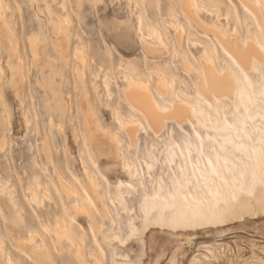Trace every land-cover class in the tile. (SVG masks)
Returning <instances> with one entry per match:
<instances>
[{"label":"rangeland","instance_id":"rangeland-1","mask_svg":"<svg viewBox=\"0 0 264 264\" xmlns=\"http://www.w3.org/2000/svg\"><path fill=\"white\" fill-rule=\"evenodd\" d=\"M62 1H65L63 3L67 6L66 11L61 8ZM204 1L217 2L220 5V12L229 15L228 21L223 17L216 21L214 16L199 13L200 19L207 27L211 24L217 25L222 32L226 33V36H231L232 40L230 41L238 42V44L244 39L249 40L251 33H256L264 39V0H261L260 22L256 16L245 11L236 0ZM3 2L2 12L6 15L9 27L12 29L7 28L6 31V33L9 32V37L12 39V47H8L6 50V43L0 34V184H2L0 188L3 191L2 193L0 189V198L1 196L7 198L12 194L19 206L15 208L0 200V264H7L2 254L4 250L10 251L17 259L20 256L19 260L24 264H35L30 255H27V258L18 256V250L12 237L13 234L28 237V229L33 230L34 240L29 242L24 240V249L27 254L34 244L43 247L40 235L44 236L46 243L53 246L52 254H47L41 264H50L51 259L55 264H79L74 259V248L66 249L68 243L63 238L62 243H58L61 245L62 251L64 249L63 252L69 254V257L63 256L64 253L62 254L57 249L59 248L57 239L54 231L51 230L59 211L57 205L54 204L55 200L57 201V198L61 196L63 201L65 200V204L68 205L70 199L75 198L71 195L70 199L66 200L65 191L61 187L63 184H59V174L70 185H76L79 197L81 194L88 195L95 201L92 211L96 215V222L103 223L101 232H96V228L89 223L84 215H79L77 219V223H80L84 230L77 223L74 224L77 228V237L82 242L83 257L88 264H94V258L89 256V252H97L95 249H101L103 252V264H136L137 262H140L139 264H172L170 262L173 258L176 259H174V264H209V260L200 255L204 252L203 246L207 243L214 246L216 250H221L219 259L212 262L214 264H256L257 260L264 261V213L256 217L249 216L222 227L199 231L194 234L195 236H189L192 245L186 250L183 247L181 240L183 236L180 232L169 231L168 234H164L158 229H155L153 237L145 238L143 248L138 239L131 241L127 247L105 240L103 237L112 226L109 218L103 212L104 208L100 198L87 185L82 169L81 158L92 174L96 175L99 172L107 178L109 185H105L106 181L98 176L100 183L103 184L100 191L105 189V199L112 208L114 207V214L120 218L123 224L132 221L131 223L138 228L140 226L139 219L143 216L140 210L142 197L147 196L157 201L166 198L174 200L176 198L173 194L174 185L179 186V197L184 200L187 197H192L194 188H196L203 200H206L207 197L211 198L209 204L212 206V210H217L219 203L214 202L216 192L199 181L196 175V160L200 159L206 166H210L209 158L221 161V158L214 152L213 146L217 147L220 152L227 153L255 174L254 157L257 155L259 159H262L264 155L261 152L251 150L250 154L246 155L225 144L222 139L218 138L216 132H211L203 126L167 123L159 134H154L149 128L147 132H143L140 125L138 126V138L129 147L123 129L111 118L117 99L120 100L121 97L123 82L120 71L124 69L127 61L134 63L139 71L146 72L154 88L158 77L155 73L153 74L151 67L155 64L161 67L171 65V68L179 76V81L174 84V87L186 95L192 103L204 108L201 113L202 117H217L219 131H233L234 128L230 126V123L238 119L244 108L241 107V111L235 110L233 107L237 101L235 98L231 101L233 104L230 100L223 99H218L216 103L204 100L196 89V73L186 71L183 65L185 54L199 66L203 47L191 45L189 40L192 38L191 34L205 39L207 44L212 45L216 60L221 68H227L230 63L232 64L229 57L225 56V50L220 45L221 43L213 34L209 33L210 31L204 32L203 29L188 20L181 13L176 0H132L134 5L131 0V3H128L129 0H3ZM172 7L178 12L177 23H183L185 26L179 46L177 43L175 44V31L166 27L167 43L157 52L162 55L154 58L147 56L144 60L139 36L136 32L137 14L142 10L153 22L157 19L161 20L162 17H168ZM66 13H69V19H67L69 24H66L67 20H64L63 27L59 26L62 29L53 28L54 16L64 17ZM65 27H69V30L64 29L69 32H65L69 37L65 36L64 40V36L60 33ZM234 27H238L239 33H232ZM54 34L63 36L60 40L62 42L60 47L54 41ZM32 35L39 38L37 59L32 58L27 46V37ZM77 37L83 39L84 45L80 44L82 40L79 41ZM76 46L82 47L80 49L84 51L85 55L83 54L82 57L85 58V61L80 54L82 50L78 48L79 53L78 49L76 51ZM61 47L63 48L60 49ZM77 52L80 58L74 55ZM261 56L260 60L264 61V56ZM223 57L227 58V62L222 60ZM17 59L22 60L20 66H16ZM80 61H87L86 64L84 63L86 67ZM257 64L261 69L259 74L243 72L238 68L234 73L235 76L244 73L248 77L253 93L262 85L261 78L264 75V62H257ZM118 65L120 68L116 67ZM11 66L12 70L9 68ZM16 67H20V70L17 71ZM79 68L81 69L79 70ZM81 71L86 74L82 75ZM106 72H109L110 80H113H111L110 94L105 91L102 85ZM86 92L89 96H86ZM107 94L111 96L109 97ZM166 96L162 97L163 100L170 103L171 99ZM260 100L262 101L260 102ZM257 101L264 106V99H261L260 96ZM215 105H217L216 108ZM118 106L120 112L127 115L128 108L122 101H119ZM218 106L219 110H217ZM87 117V120L90 119L93 122H90L92 123L90 126L94 138L98 141V148L88 143L84 124ZM223 122L225 123L223 124ZM260 122L264 126V121ZM239 129L234 130L237 137H244L252 142L261 141L264 145V138H258L256 135H263L261 131L256 130L254 134L250 131L249 126H246L245 129L239 126ZM112 132H117V137L122 139V149L131 161L132 168L134 169L135 164L138 165L140 174H136L134 171L132 178L126 176V172L122 168V160L117 157V150H114L117 148L111 144L113 143L110 140L113 137L111 136ZM196 145H198L199 151L196 149ZM113 146L114 148H112ZM171 159L173 163H171ZM145 161L153 163L149 170L146 168ZM215 174L216 179L223 181L228 190L230 185L227 182L235 181L236 176L242 178L245 189L250 190L258 186L255 175L254 177L249 174L240 175L237 166L233 170H227L228 180H225L219 171H215ZM140 176L145 182L144 188L139 186ZM186 176H190L192 182L188 184L187 189H183L180 187V183L186 181ZM35 178L50 185L52 196V198L41 196L42 206L40 207L28 203V194L25 189L28 182L34 183ZM64 179L63 183L67 184ZM158 181L162 182L164 188L166 187L162 191L158 190ZM118 182L121 185L116 187ZM124 182L130 186L124 185ZM3 186L5 187L3 188ZM236 190L241 192L240 189ZM114 191L121 194L124 204L131 210L129 213H124L121 206H116L115 209ZM127 194L130 196H126ZM20 202H22V206ZM171 211L172 209L165 210L164 213L167 216ZM44 212H49L50 229L44 227L42 219ZM34 213L37 221L31 217V214ZM157 213V208H153V217ZM70 216L71 210L67 209L65 217L68 219ZM133 216H137V218H132ZM17 230L20 231L19 234H16ZM258 231L261 233H256ZM122 232H127L125 226ZM246 232L247 234H245ZM94 239L98 245L94 243ZM252 248L253 250H251ZM114 252H117L118 255L114 256L115 261H112L111 257ZM173 254H176V257ZM194 255H200L199 262L193 260V257H196ZM171 256L172 258H169Z\"/></svg>","mask_w":264,"mask_h":264},{"label":"bare ground","instance_id":"bare-ground-1","mask_svg":"<svg viewBox=\"0 0 264 264\" xmlns=\"http://www.w3.org/2000/svg\"><path fill=\"white\" fill-rule=\"evenodd\" d=\"M176 1L179 5V9L181 10V13L188 20H190L195 25H197L198 28L203 29L204 32L210 31L209 33L214 35V37L218 40V42L221 43L220 45H222V47L224 48L225 52L224 51L223 52L225 56L229 57V59L232 61V64L230 63L227 68H221V66H219L216 60V56L213 52L212 45L207 44L205 39H200L198 36L191 34L192 38L190 39L188 38L190 40L191 45L193 47L195 45L199 47H203L201 56L199 58V66L196 65V63L192 61L184 53L183 54L185 57H183L184 59L183 65L186 71H193L194 74L196 73L197 91L199 92V94L204 100H207L209 102H214V103H216L218 99L230 100L231 102L234 100L233 98H235L237 100L236 103L233 104L231 102L235 110L241 111L240 109L241 107H243L244 111L241 115H239L238 119H235L232 121V123H230V126H232L234 130H236L237 128L238 130H240L239 126H241L242 129H245L246 126H249L250 131L253 132L254 134L256 130H259L261 131V133H263V135L256 134L258 138H264V126L260 122V121H264V106L259 104V102L257 101L259 96L261 97V99H264V75L261 78L262 85L260 86V88H258L255 91V93H253L251 90L248 77L244 73L238 76H235L234 74L237 68L243 72H249V73L252 72L256 74H259L261 72V69L258 66L257 62H264L260 60L262 57L261 55L264 56V39L258 36V34L256 33H251L249 40L244 39L241 42L239 41L240 44H238V42L236 43L234 41H230L232 40L231 36L228 35L230 37L227 38L228 36H226V33L222 32L217 25L211 24V25H208L207 27L206 24L203 23V21L200 19L199 13H204L209 16H214L216 21H219L220 17H223V19L226 21L229 20L228 13L222 14L220 12V5L217 2L216 3L212 1L206 2L204 0H176ZM236 1H238L243 6V9L245 11H247L250 15L253 14L254 16H256L259 22L261 21V12H262L261 11L262 10L261 0H236ZM63 2L65 1H62L61 8H63L66 11L67 6H65L64 5L65 3ZM131 2L129 0L128 3H131ZM3 3H4L3 0H0V34L3 37V41H5L6 43V46H7L6 50H7L8 47H12V41H11L12 39L11 37H9V34H8L9 32L6 33L7 28L10 29V27L6 19V15L2 12L4 9ZM230 4H233V3L230 2ZM139 9L141 10L142 8H139ZM49 13H51V11H49ZM68 14L69 13H66L64 17L63 16L60 17V16H56L57 15L56 13L55 15L56 17L54 16V19H55V23L53 24L54 27L53 26L52 27L58 30V27L62 26V24L65 23L67 19H69ZM177 16H178V12L175 10L174 7H172L170 9V13L168 17H165V18L162 17L161 20L157 19L156 21L151 22L149 17L146 15L144 11L142 10L139 11V13L137 14V18H136L137 19L136 20V23H137L136 32L138 33V36H139V41H140L141 49L144 55L143 56L144 60L147 56L154 58V57H158L162 55V54H158L157 52L161 50V47L167 43L168 36H166V27L175 31L174 32L175 33L174 35L175 44L176 43L177 45L180 44L181 35L183 32H185V29H184L185 26L183 23L182 24L177 23V19H178ZM66 22H67L66 24H69L68 20ZM68 28L69 27L67 28L65 27L63 28V30L64 29L67 30ZM63 30H61L62 33L60 34L64 36V40H65V36L66 37L68 36L66 35L68 31L66 30L63 31ZM3 31H4V34H2ZM238 31H239L238 27H234L232 30V33L233 32L239 33ZM60 34H58L59 36L57 34H54L55 36L54 41L57 46L61 45L62 43L60 40L63 36L60 37ZM77 39L79 41L82 40L80 44L84 45V41L81 37H77ZM146 39L148 40V42ZM38 41H39V38L36 37L35 35L27 37L28 50L32 58L34 59H37V56H38V51H39ZM76 47H77L76 51L78 48L79 49L82 48L78 46ZM62 48L63 47H61L60 49ZM79 49H78V52L82 50L80 51L81 53L79 52L82 57V55L84 54V51L83 49H80V50ZM62 51L66 52L65 50H62ZM78 52L75 54L73 53V54L77 55L79 54ZM59 53L62 54L61 52ZM77 56L80 58L79 55ZM64 58L65 56L63 57V59ZM20 59L22 58L20 57ZM20 59L19 60L17 59L16 66H20V63L22 61V60L20 61ZM82 59H84L85 61L84 57H82ZM226 59L227 58L223 57L222 60H225L224 62H227ZM80 63L85 66L87 61L86 62L80 61ZM116 67L120 68V65ZM9 68L11 70L13 69L12 66ZM151 68H152L153 74L155 73V75H157L158 77V79L156 80L154 84L155 88L150 83L151 80L147 76L146 72L139 71L137 66L134 63L127 61L122 71H120V69H117L122 73L121 81L123 82V86H122L121 93H120L121 94L120 100L117 99L116 106L111 113V118L115 124H117L123 129L125 137L127 139V145L129 147H131L134 144L135 140H137L138 138L137 137L139 133L138 126L141 125L143 132H147V129L149 128L154 134H159V132L164 128V126L167 123H175L178 125L188 124L192 126H203L205 129L211 132H216V135L218 136V138L222 139L225 144L233 147L234 149L238 151L243 152L246 155H249L251 150L259 151L264 155L263 142L261 141L252 142L247 138L240 137V136L237 137V135L234 133V130L221 132L217 129V126L219 123V120L217 117H214V118H212L213 116H211V118L202 117L201 113L204 108L202 106L197 105L196 103H192L191 100L186 95H183L180 92V90H177L174 87V84L179 81V76L171 68V65H168L167 67H161L160 65L155 64ZM80 69L81 68H79V70ZM16 70L17 71L20 70V67H16ZM84 74L86 73L82 72V75ZM108 74L109 72L105 73L103 77L104 79L102 81L103 82L102 85L104 86L105 91L108 94H110L112 79L110 80V77H109L110 75ZM19 75L21 76L20 73ZM81 77H84V76H81ZM93 87H97V86H93ZM87 93L88 92L85 93L86 96H89L87 95ZM166 95L171 99L170 103H167L166 101L163 100L162 97ZM119 101H122L123 104L127 106L128 108L127 115H123L120 112L119 106H118ZM261 101L262 100H260V102ZM216 106L217 105H215L214 107L216 108ZM217 110H219V106ZM221 110L223 111L224 109H221ZM24 119H26V121L28 122L27 118L24 117ZM87 119L88 117L86 118L84 124L86 126L85 131H87V140L89 141L88 143L89 145L97 146L98 148V141L96 138H94V134L90 126L93 122L90 119L89 120ZM224 123L225 122H223V124ZM116 134L117 132L116 133L112 132L111 136L113 137H111L110 140L113 141V143L111 144H114L115 147L117 148L114 150H117L116 152L117 157L121 158L122 160V168L126 172V176L132 178L134 171L136 174H140V169L138 165L136 164L134 166V169L132 168L133 166L131 164V161L128 159V156L126 152L124 151V149H122V142H121L122 139L120 137H117ZM102 136H104L103 133H102ZM112 148H114V146ZM196 149L199 151L198 145H196ZM213 150L221 158V161L209 158L210 166H206V165H203L201 160L197 158L198 160H196V168H197L196 175L199 181H201L208 188L213 189L216 192V195L214 197L215 198L214 202L219 203V205H217V210L215 211L212 210V206L209 204V202L211 201V198L207 197L206 200H203L196 188H194V193L192 197H187V199L184 200L181 197H179V194H180L179 186L174 185L173 194L176 197L174 200L166 198L165 200L157 201L156 199H150L147 196L142 197L140 210L143 216L139 219L140 221L139 228L136 227L135 224H132L131 223L132 221L129 223L123 224L120 221V218L114 214V211H113L114 207L112 208L105 199V195H106L105 189H103V191H100V189L103 188L102 187L103 184L100 183L98 176H100L104 181H106L105 185H109V181L104 175L100 174L99 172H97L96 175L92 174L90 172L89 167L85 163V161L82 160L81 158L82 169H83L84 176L87 180V185H89L93 193L97 194L98 197L100 198L103 208H104L103 212L105 213L106 217L109 218V222L112 226L110 228V231L107 234H105L103 238L108 241H113V243L118 244L119 246H122V247H127L131 241L138 239L141 242V245L143 248L145 246V238L153 237L155 229H158L159 231H163L164 234H168L169 231L170 232L172 231L174 233L180 232L181 236H183L182 238L180 236V238L183 241L182 244H183L184 249L186 250L190 248L192 245V240L189 238V236L191 235L193 236L194 234H197L199 231H207L211 228L222 227L229 223L244 219L246 217H249V216L256 217L260 215L261 213H264V157L262 159H259L257 155L254 157L255 159L254 162H255V167H256V171L254 174L247 167H244L234 158L230 157L227 153L220 152L217 149V147L213 146ZM170 161L171 163H173L172 159ZM145 165H146V168L149 170L152 167L153 163L145 161ZM236 166L239 169L240 175L249 174L252 177H254L255 175L258 186L250 190L245 189L242 178H240V176H236L235 174H233L234 176H236V180L230 183L227 182L230 185V189L228 190L223 181H219L216 179L215 171H219L222 174V176L225 178V180H228L227 170H230V169L233 170V168ZM58 179L60 182L59 184H63L62 186L61 185L60 186L65 191L64 193H65L66 200L67 198L69 200L71 195L75 196V198L73 200L70 199L68 205L65 204V200L63 201V198L61 196H59L57 198V201L55 200L54 202V204H56L57 207L59 208V211H58V215H56L55 222L51 230L54 231L55 238L57 239V245L59 247L57 249L62 254L64 253L63 256L66 255L67 258L69 257V254L67 255V253L63 252L65 251L64 249L62 251L61 245L59 244L63 238L68 243V248L66 249H69L70 247L74 248V259L79 264H88V262L83 257L82 242H81V239L77 237V234H76L77 228L74 226V224L77 223V219L79 215H84L86 219L89 221V223H91V225L96 228L97 230L96 232H101L103 223L98 224L96 222V219H95L96 215L92 211V207L93 205H95V201H93L90 196L81 194L79 197V191L75 184L70 185L68 181H66V179H64L60 174L58 175ZM63 179L65 180V182H67V184L63 183ZM191 182H192V179L190 178V176H186V181L181 182L180 187L183 189H187L188 184ZM120 185L121 184H119L118 182V185H116V187ZM124 185L130 186L127 182H124ZM0 186H2V184H0ZM49 186L50 185H47L44 182L36 178L34 179V183L28 182L25 188L26 193L28 194V197H27L28 203H33L35 206L40 207L42 206V199L40 198L41 196L46 197V198H52ZM139 186L142 188L145 187V182L141 176L139 177ZM4 187L5 186H3V188ZM163 188L164 186L162 182L158 181V190L162 191ZM236 189H240L241 192L240 193L237 192ZM1 192L3 193L2 189H1ZM126 196H130V195L127 194ZM113 198H114L115 209H116V206H121L124 213H129L131 211L124 204V199L118 191L113 192ZM0 200L2 202H7V204L15 208L19 206V203L16 201L14 196H12V194L7 196V198L5 196H1ZM24 201H25V198H24ZM20 204L22 206V202H20ZM153 208H157L158 210V213L156 214L155 217H153V214H152ZM67 209L71 210V216L68 219L65 217V211ZM171 209L172 211L170 212V214L166 216L164 211L171 210ZM42 215H43L42 219H43L44 227L47 229H50L49 212H44ZM31 217L35 221H37L35 213L31 214ZM134 217L137 218V216H133L132 218ZM77 225L82 227L80 223L79 224L77 223ZM124 226L127 229V232L125 233L122 232V229L124 228ZM82 230H84L83 227H82ZM19 233L20 231L17 230L16 234H19ZM256 233H261V232L258 231ZM245 234H247V232ZM38 235H40V233ZM12 237L14 239L16 248L18 250L17 251L18 256L21 255L27 258V255H30L34 259L35 264H41V261L47 257V254H52L53 246L46 243L44 236L42 235H40V238L42 242L41 246L43 247L41 248L40 246L38 247L37 244H34L33 246H31L29 250L30 251L29 254L25 252V249H24L25 241L24 240H27V242L34 240L33 239L34 234H33L32 229H28V237H22L21 234L20 236L13 234ZM254 242L257 243L256 241ZM94 243L98 245L95 239H94ZM175 244L176 242L174 243V245ZM203 247H204V252L200 253V255L203 258L209 260V264H214L212 262L215 260L217 261L219 259L221 250L220 251L216 250L214 246L208 243L207 245H204ZM95 250H97V252L90 251L89 256L94 258V264H103L104 263L103 252L101 251V249L99 250L95 249ZM251 250H253V248ZM2 254L7 264H24L23 262L19 260L20 256L17 259V257H15V255H13L10 251L4 250L2 251ZM117 255H118L117 252H114L112 254V257H111L112 261H115L114 256L116 257ZM200 255L199 256L194 255L196 257H193V260L194 261L200 260L201 259ZM177 256H178V253H177ZM256 257H259V256H256ZM169 258H172V256ZM174 259L175 258H173L170 263L174 264L176 260ZM50 264H55L53 259L50 260ZM256 264H264V261L257 260Z\"/></svg>","mask_w":264,"mask_h":264}]
</instances>
